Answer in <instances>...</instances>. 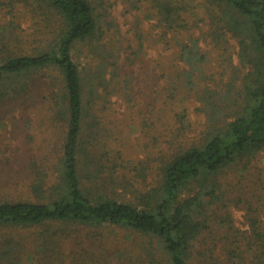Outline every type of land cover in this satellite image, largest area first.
I'll use <instances>...</instances> for the list:
<instances>
[{
    "label": "trees",
    "instance_id": "1",
    "mask_svg": "<svg viewBox=\"0 0 264 264\" xmlns=\"http://www.w3.org/2000/svg\"><path fill=\"white\" fill-rule=\"evenodd\" d=\"M21 1L48 10L59 26L45 47L32 54L0 55V104L27 93L39 72L54 69L61 86L50 93L49 109L65 128L57 183L49 193L53 196L44 202L0 199V264L17 263L21 247L11 238L19 230L36 229L28 231L46 237L40 246L47 250L54 237H66L79 227L95 231L110 226L155 238L168 264H264V0H203L215 37L224 32L236 37L240 67L223 91L202 93L207 129L163 159L159 184L141 196V207L105 196L95 181L100 168L87 169L92 162L86 144L98 127L94 91L103 75L85 74L72 51L77 43L92 53L97 49L91 44L101 38L103 25L111 24L106 1ZM145 1L166 28L184 27L189 0ZM10 3L14 8L19 2ZM183 46V60H191L193 50ZM98 55L104 72L108 63L101 50ZM41 184L34 185L38 194ZM232 209H244L246 234L235 227Z\"/></svg>",
    "mask_w": 264,
    "mask_h": 264
},
{
    "label": "rangeland",
    "instance_id": "2",
    "mask_svg": "<svg viewBox=\"0 0 264 264\" xmlns=\"http://www.w3.org/2000/svg\"><path fill=\"white\" fill-rule=\"evenodd\" d=\"M105 1L111 24H104L101 38L91 44L97 49L92 53L77 43L72 51L85 74L103 75L94 91L98 127L86 144L92 162L87 169L100 168L95 181L105 196L141 207V196L159 184L163 159L207 129L201 96L207 90L223 91L227 80L236 78L237 39L228 32L215 37L203 0L186 2L184 27L173 29L161 23L145 0ZM18 2L12 8L10 0H0V55L32 54L45 47L59 26L38 4ZM184 44L193 50L191 60L182 58ZM100 50L109 64L104 72ZM60 86L58 72L47 68L33 76L27 93L0 104V199L44 202L53 196L65 123L52 118L49 100ZM84 92L89 98L88 86ZM37 183H42V193L34 190ZM231 214L235 227L246 234L244 209ZM28 230L11 238L21 247L16 264H168L155 238L123 227H79L66 237H54L47 250L40 243L48 239Z\"/></svg>",
    "mask_w": 264,
    "mask_h": 264
}]
</instances>
